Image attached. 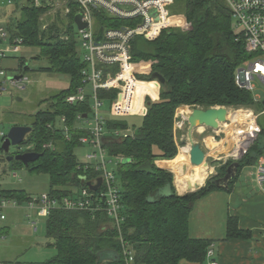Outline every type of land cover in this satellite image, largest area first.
<instances>
[{"label": "trees", "instance_id": "16d2710c", "mask_svg": "<svg viewBox=\"0 0 264 264\" xmlns=\"http://www.w3.org/2000/svg\"><path fill=\"white\" fill-rule=\"evenodd\" d=\"M174 4L183 7L182 26L163 31L151 42L136 37L129 45L135 77L145 82L135 86V109L140 106L142 96L157 97L158 85L151 77L154 73L164 80L159 84L158 99L145 98L140 126L133 130L132 136L114 135L116 130L129 129L121 118L108 117L103 127L102 146L108 159H120L113 167L123 217L119 229L103 209L51 210L45 218V234L52 240L50 246L56 254L44 263L16 264H124L118 255L121 242L133 251L134 264H179L181 261L205 264L206 252L213 242L189 236V216L196 201L223 189L217 186V181L225 176L234 161H227L200 189L184 195L177 194L173 175L154 162L178 157L179 144L175 137L178 108L255 110L262 102H256L251 91L235 84L236 70L252 56L245 51L242 37L233 29L232 16L224 0H175ZM12 9L11 16L5 12L3 17L9 43L12 45L15 39H21V46L37 47L40 56L49 63V67L41 70L67 76L69 85L46 101L47 108L32 116L28 126L31 132L16 151L9 152L12 156L35 152L41 157L25 167L19 161L8 163L0 148V164L8 170L26 169L46 175L48 193L58 201L92 199L90 206L95 207L98 204L95 198L103 186L91 190L88 184L96 185L100 173L85 169L75 154L77 147L84 146L80 138L89 136L82 127L88 101L80 105L65 103V98L80 85V71L84 68L78 41L72 31H64L55 23L45 24L42 18L49 11L47 7L35 8L28 0L22 6L13 2ZM16 12L21 13L20 18H16ZM73 15L71 11L67 16L73 18ZM24 62L21 58L18 65L26 71ZM99 94L102 101L112 103L116 91ZM61 117L65 118L68 128L66 134ZM260 129L247 154L236 162V173L228 190L242 168L257 164L264 156V127ZM165 188L168 195H157ZM83 190L87 196H81ZM30 197L23 190H0V199L19 205H26ZM250 238L249 231L239 229L237 218L228 216L224 240Z\"/></svg>", "mask_w": 264, "mask_h": 264}, {"label": "built area", "instance_id": "2783aa9c", "mask_svg": "<svg viewBox=\"0 0 264 264\" xmlns=\"http://www.w3.org/2000/svg\"><path fill=\"white\" fill-rule=\"evenodd\" d=\"M28 0H7L8 5L13 2L19 5H25ZM35 8L47 7L49 11L62 10L65 15L74 12L73 19L80 15V21L85 26L77 29L78 52L84 68L80 71V85L75 91L65 98L67 105L84 104L88 101V113L82 119L84 120V129L89 132V136L80 138L84 146L95 149V152L86 155L84 164L85 169L91 168L100 173V186L103 191L99 192L95 201L98 204L95 207L90 206V200L73 202L68 198H62L61 201L54 196L51 197L48 192L38 196H31L26 206L35 212L38 217H45L51 210H99L103 209L116 228L119 229L123 217L120 215L121 205L119 202L118 189L114 186V168H108V165L120 162V159H108L103 148V127L107 118H121L131 115L142 116L144 113L145 98L143 96L140 106L136 107L135 86L140 82L135 77L134 64L130 54L129 45L136 37H141L147 41H153L159 37L163 31H167L174 26L183 24L181 17H171L170 7L174 5L175 0H29ZM228 6L233 25L239 29L238 33L244 42L245 51L252 56L251 60L235 72V84L246 91H254L253 81L258 79L264 85V0H224ZM0 2V46L9 42V36L4 26V13ZM99 20L100 26L95 32L94 22ZM77 28V27H76ZM101 30L100 41L97 37ZM22 40L15 39L13 44L6 50H0V60L7 58L8 53H17ZM5 72L0 68V96L6 92V82L1 79ZM17 88L18 80H10ZM157 97H149L155 101L158 99L159 83ZM150 83V82H149ZM116 91V96L108 110L103 111L105 104L99 95L100 92ZM256 102L260 98L254 96ZM230 114V111H229ZM183 116V115H182ZM176 118L178 117L176 112ZM81 120V117H77ZM92 127H86L89 122ZM60 123L64 134L68 128L65 125V118H60ZM232 123L226 119L224 124L219 125L216 134L219 132L226 136L224 144L231 142L228 152L216 160L225 164L231 160L234 162L242 159L257 139L261 132L257 122V115L252 108L237 110V129L230 137L224 134L222 129ZM178 126L177 122L175 123ZM114 135L122 138L132 136L130 130H116ZM7 133L0 129V148L6 139ZM235 137V138H234ZM228 138V139H227ZM229 140V141H228ZM206 160V158H205ZM257 181L264 183V156L260 158L257 166ZM99 186V187H100ZM81 196H87L85 190ZM14 204L10 201L0 199V222L5 220L3 214L4 208ZM36 229V228H35ZM1 232V227H0ZM124 264H134L133 251L127 243L121 242V251L118 253ZM205 264H217L213 257L211 247L206 252Z\"/></svg>", "mask_w": 264, "mask_h": 264}, {"label": "rangeland", "instance_id": "374dc122", "mask_svg": "<svg viewBox=\"0 0 264 264\" xmlns=\"http://www.w3.org/2000/svg\"><path fill=\"white\" fill-rule=\"evenodd\" d=\"M0 2L1 7L4 8L3 11H6L7 15L11 16L13 10L12 5H8L7 0H0ZM170 13L171 17H180L183 13L182 5L174 4L172 7H170ZM15 16L16 18H20L21 13L16 12ZM42 20L46 22L45 24L47 26L49 24L55 23L64 31L67 29L72 31L76 37V40H78L77 28L74 24L73 18L65 15L62 10L48 11L47 14L43 16ZM94 26L95 32H97L100 26L99 20L95 19ZM233 29L235 32H239V29H237L234 25ZM10 45L11 44L9 42L5 43L4 45L0 46V50H6L10 47ZM5 55L7 58L1 59L0 61V68L5 72L4 77L1 79L6 82V92L0 96V125L1 129L5 133H8L9 129L13 126H29L31 124L32 116L39 110L47 108V100L68 88L69 79L67 76L59 73L42 71L41 69L49 67V63L45 57L40 56L39 49L37 47L19 46V51L17 53L13 54L7 52ZM21 58H23L25 61L23 68H28L26 71L19 68L18 64ZM16 77H19V82L17 84L20 87L23 86L22 89L11 84L12 82L10 79ZM253 86L254 91L252 94L259 97L260 102L264 101V85L258 79H255L253 81ZM148 97H151V95ZM110 106L111 103L106 102L102 110L106 111L110 108ZM191 109L193 108H178L176 111L178 115V126L175 130L177 131L175 137L177 138V142L179 144L178 153L180 151V156H176L174 162L180 183L182 181L181 167H184L185 164H189L188 155L183 151V147L188 145V126L184 119L187 117V115H189ZM225 109H227L228 114L230 111L231 115L229 114V116L231 119H234L237 116L238 109L244 110L246 108ZM179 110L181 111L179 112ZM254 112L257 115L258 125L260 127H264L263 105L256 106ZM121 120L127 122L129 130L132 133L135 128L140 126L142 118L139 115H131L121 117ZM92 125L93 123L90 121L86 127H92ZM235 127V124L227 123V126L223 128L222 131L224 134L229 133V135H231V130H236ZM200 128L201 129L197 128L193 130L192 136L194 141L203 144L205 141L206 143L210 142V137L216 136L217 131H211L210 129L204 127ZM225 137L226 136L219 132V136H217V138L215 137V139L217 141L224 142ZM207 144L208 147L205 148V151L209 152L210 149L213 148L211 154L222 158L223 154L228 152V149L231 147L230 141L227 148H221L218 145H215L213 142H211V144ZM14 151H16V147H11L10 153ZM95 151V149L89 146H79L76 148L75 154L78 161L80 163H84L86 159L85 156ZM170 161L171 160H169V162L163 163V165L171 170L172 167ZM205 161L207 163V167L211 168L212 165L208 159ZM114 164L115 162L112 161V163L108 165V168L110 169L114 167ZM171 171L173 172V169ZM212 176L209 175L203 181V184L200 187L195 188V190L192 191L194 192L200 189L204 185L205 181ZM178 179L175 175V185H177ZM0 187L1 189H5L7 187L22 188L29 192L31 196H38L48 191V177L43 174L30 173L26 169H19L15 171L8 170L4 168V165L0 164ZM168 192V188H165L157 195H168ZM187 193H190V191L185 192V194ZM3 214L6 221L1 223L5 224L7 227L3 228L0 232V264L44 263L54 257L56 251L52 246H50L52 240L49 239L45 234V217H38L35 212L28 209L25 204L22 205V208L9 205L3 210ZM181 264L190 263L183 262Z\"/></svg>", "mask_w": 264, "mask_h": 264}, {"label": "crops", "instance_id": "0c3cea01", "mask_svg": "<svg viewBox=\"0 0 264 264\" xmlns=\"http://www.w3.org/2000/svg\"><path fill=\"white\" fill-rule=\"evenodd\" d=\"M181 108L186 107L182 106L179 109ZM175 132L177 133V131ZM215 137L217 138V134ZM215 137H210V142L207 143L211 144L213 142L221 148L228 147L224 142L217 141ZM207 143L205 141L203 144H199L205 153L206 160L208 159L212 165L211 168L207 167L209 169L208 177L209 175L215 176L216 171L224 164L216 160L218 158L216 155L211 154L213 148L209 152L205 151V148L208 147ZM179 156L180 151L178 153ZM174 160L175 158L170 161L173 172L163 165V163L169 161H155L154 164L173 175L175 190L178 195H183L187 190L183 193L180 192L181 184L178 179ZM257 166L258 163L242 168L229 190L228 183L226 189L207 194L195 202L190 213L188 221L189 236L194 239L212 241L211 249L213 250V257L217 261V264H264V183L260 184L257 181ZM181 172H183L182 167ZM174 174L178 179L177 185L174 182ZM0 190H23L31 196L29 192L22 188L7 187L1 189L0 187ZM11 206L22 208V205L18 203L11 204ZM228 216L236 217L239 229L249 231L251 238L248 240L225 241L226 220ZM0 226L2 229L7 227L2 223ZM183 262L188 263L181 261L179 264Z\"/></svg>", "mask_w": 264, "mask_h": 264}, {"label": "water", "instance_id": "95a60500", "mask_svg": "<svg viewBox=\"0 0 264 264\" xmlns=\"http://www.w3.org/2000/svg\"><path fill=\"white\" fill-rule=\"evenodd\" d=\"M81 16L76 15L73 19L74 24L76 25L77 29H82L85 25L80 21ZM101 30L97 37V41H100ZM152 79L156 80L159 84L163 83L162 77L154 73L152 74ZM19 77L10 79V80H18ZM262 105L264 107V101H262ZM227 109L223 107H215L209 108L206 110L193 108L191 109L189 115L184 119L187 123V140L189 144V164L194 167L205 166L207 167V163L205 161V154L201 145L194 141L193 139V130L204 127L210 129L211 131H217L219 129L220 124H224L227 119ZM85 117V116H84ZM31 132V127L28 126H13L9 129L6 139L4 140L3 144L1 145V150L6 155V161L11 163L13 161H19L23 164V166L27 167L30 163L36 162L40 157L41 154L35 152H25L21 154H17L15 156L9 155L11 147H18L22 144L25 140L26 136ZM237 168V163L234 162L226 171L225 176L217 181V186L223 189L227 188V184L231 179L235 176ZM183 173L186 171L185 166L182 167ZM101 184V179L97 180V184L91 186L88 184L91 190H96L99 185ZM195 190V189H193ZM187 191L193 192L192 189L188 188Z\"/></svg>", "mask_w": 264, "mask_h": 264}, {"label": "bare ground", "instance_id": "6f19581e", "mask_svg": "<svg viewBox=\"0 0 264 264\" xmlns=\"http://www.w3.org/2000/svg\"><path fill=\"white\" fill-rule=\"evenodd\" d=\"M231 115V114H230ZM185 118V117H184ZM227 118L232 121V124H235V128L237 129V116L234 119H231L229 114H227ZM232 126V125H231ZM201 129V128H198ZM234 130L232 129L231 132ZM228 133V138H229ZM235 138V137H234ZM183 151L186 152L189 158V144L186 147H183ZM209 173V169L205 166L194 167L189 164L186 165V171L183 173L181 172V186L180 192L186 191L188 188L195 189L203 184V181L207 178Z\"/></svg>", "mask_w": 264, "mask_h": 264}]
</instances>
